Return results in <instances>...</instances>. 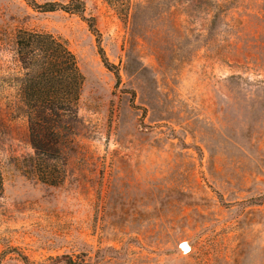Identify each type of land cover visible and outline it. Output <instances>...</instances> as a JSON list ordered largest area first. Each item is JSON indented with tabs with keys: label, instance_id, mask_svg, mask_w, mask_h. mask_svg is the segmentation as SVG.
Listing matches in <instances>:
<instances>
[{
	"label": "rangeland",
	"instance_id": "rangeland-1",
	"mask_svg": "<svg viewBox=\"0 0 264 264\" xmlns=\"http://www.w3.org/2000/svg\"><path fill=\"white\" fill-rule=\"evenodd\" d=\"M70 1L0 0V264H264V0L34 5ZM20 30L84 74L59 184L35 167Z\"/></svg>",
	"mask_w": 264,
	"mask_h": 264
},
{
	"label": "trees",
	"instance_id": "trees-1",
	"mask_svg": "<svg viewBox=\"0 0 264 264\" xmlns=\"http://www.w3.org/2000/svg\"><path fill=\"white\" fill-rule=\"evenodd\" d=\"M114 6H128L130 0H108ZM35 2V1H33ZM43 11L62 9L84 16V3L71 0L67 4L45 3L37 5ZM90 27L99 34L93 18ZM17 53L22 64L20 91L29 118L30 137L35 148V167L44 165L40 179L59 184L60 174L56 162L65 159L63 142L74 143L78 122V101L84 84L77 57L67 44L48 32L20 30L17 34ZM105 63L109 61L101 50ZM0 163V194L3 191Z\"/></svg>",
	"mask_w": 264,
	"mask_h": 264
}]
</instances>
